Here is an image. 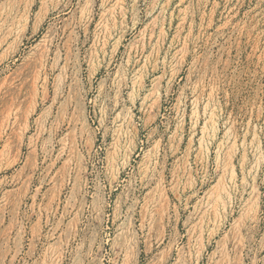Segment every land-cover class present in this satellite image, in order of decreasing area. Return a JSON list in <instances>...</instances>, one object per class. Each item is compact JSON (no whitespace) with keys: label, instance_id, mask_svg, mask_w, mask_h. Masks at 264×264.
I'll return each mask as SVG.
<instances>
[{"label":"rangeland","instance_id":"obj_1","mask_svg":"<svg viewBox=\"0 0 264 264\" xmlns=\"http://www.w3.org/2000/svg\"><path fill=\"white\" fill-rule=\"evenodd\" d=\"M0 264H264V0H0Z\"/></svg>","mask_w":264,"mask_h":264}]
</instances>
